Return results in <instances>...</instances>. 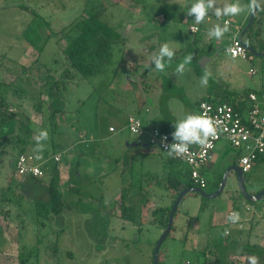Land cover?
Segmentation results:
<instances>
[{
    "label": "rangeland",
    "instance_id": "rangeland-1",
    "mask_svg": "<svg viewBox=\"0 0 264 264\" xmlns=\"http://www.w3.org/2000/svg\"><path fill=\"white\" fill-rule=\"evenodd\" d=\"M193 2L0 0V96L7 97L10 105L25 114L35 140L41 130L47 131L48 138L41 143L48 148L52 146V138L56 146L53 155L61 158L60 173L65 172L68 178L69 173H74L71 165L84 173L89 160L109 163L104 166L106 175L89 189L85 187L83 177L75 183L79 192H66L70 184L67 185L63 178L60 184L65 198L63 214L43 226L30 199L48 202L46 180L39 185L29 181L23 189L20 187L22 198L18 202L13 198L5 202L9 196L6 192L0 201V264H152L153 250L164 227L151 212L171 204L167 189L160 186L159 181L154 184L150 180L154 185L150 196L128 199L129 203L140 205L139 226L120 216H112V212L120 210V190L130 180L131 174L140 172L138 177L147 179L153 171L159 173L165 158L151 150L156 146H150L148 151L142 150L141 144L127 148L125 143L133 141L135 135L124 127L126 122L123 124L121 118L133 114L150 127L152 122L145 118L143 108L148 106V100H154L153 106L156 107L164 93L174 94L169 97L167 105L182 116L189 104L205 97L208 87L219 81L230 91H254L260 103L264 104V57L251 55L250 60H245L232 58L225 51L233 34H239L246 24L249 0H238L245 6V11L237 16L222 17L217 21L209 13L205 22L199 25L195 23L194 16L186 14ZM232 2L237 0H215L218 7ZM92 12H99L100 18L120 33L123 43L113 47L112 59L103 72L88 78L79 73L72 74L63 96L51 100L47 86L40 90L41 83L51 75L59 76L65 62L63 49L68 35L71 36L74 30L69 29L70 25L80 15ZM224 19L229 21L230 31L219 40L210 38L208 28L216 22L223 25ZM190 24L198 27L196 33L189 31ZM26 28L39 35L38 45L43 47L36 49L26 43L23 37ZM243 39H247V33ZM164 43L173 47L176 54L163 73H154L149 70L151 57L158 54V48ZM147 47L157 48L146 54L142 50ZM189 54L191 62L182 73H177L176 66ZM142 68L145 71H141ZM250 69H254L255 74L250 73ZM206 72L208 83L204 85L201 79ZM179 97L184 98L188 105ZM52 109L65 111L64 121L60 119L59 126L54 128L49 119ZM147 109L154 110L153 107ZM9 110L12 111L13 107ZM194 114H199L196 108ZM81 140L84 141V151L79 147L81 145L75 146L74 151H64L63 143ZM145 141L146 137L142 139ZM224 143L219 142L214 150L213 167L205 175L210 181L221 178L225 170L220 167L222 159L223 165L234 163L236 152L227 142ZM33 144L31 148H36L37 142ZM123 159L128 160L127 165ZM12 171L7 161V149L1 147L0 193L5 192ZM245 177L249 191L263 189L264 162L245 173ZM206 190L214 191L212 186ZM235 195H239V191L233 172L229 173L226 186L215 198L196 193L185 195L176 208L172 229L160 245L159 264H217L215 257L221 264H248L247 256L239 255L238 251L229 252L232 250L229 244L218 243L220 238H224L227 228L231 229L232 238L238 235L235 224L229 223L228 219ZM251 203H247L249 210L240 214L242 230L239 239L260 244L264 234V200L254 202L255 205ZM7 224L9 231L6 236L4 225ZM257 261L264 264V257L257 258Z\"/></svg>",
    "mask_w": 264,
    "mask_h": 264
},
{
    "label": "trees",
    "instance_id": "trees-1",
    "mask_svg": "<svg viewBox=\"0 0 264 264\" xmlns=\"http://www.w3.org/2000/svg\"><path fill=\"white\" fill-rule=\"evenodd\" d=\"M261 7L264 8V5H261ZM263 28L264 11H257L251 26L246 31L247 39L245 40V42L258 51H264V36H262ZM69 29L74 30L71 32V36L68 35L67 45L63 49L65 62L62 65V69L60 71L59 76L54 77V75H49L50 78L46 79L45 82L43 84L41 83L40 86V90L44 89L45 86H47L48 96L51 100L63 96L67 83L70 81V77L72 74L79 73L82 77L88 78L103 72L105 66L110 63L112 59L113 47L115 45H119V43L121 42L123 43V37L120 35V33H118L107 22L103 21L100 18L99 12H92L85 16L80 15L73 21ZM38 36V34H35V32L31 30L29 31L27 28L23 32V37L26 43L29 46L35 47L36 49L37 47H43V45H38ZM248 55L251 56L250 53H248ZM167 83H169V81H167ZM221 85H223V83L219 81L218 83L209 86L207 89L208 97H203L199 101L208 100L215 103H231L232 105L236 106L237 98L239 97L238 94L240 95V98L245 99L250 92H254L247 89H243V91L234 92L228 90L227 87ZM224 85L226 86L225 83ZM171 95L173 96L174 94L164 93L160 95L158 104L160 114L164 117H167L169 123L173 121V117L171 116L167 107V101L169 97H171ZM181 100L186 106L188 105L184 98H182ZM9 106L10 104L7 101V97H5L4 95L0 96V133L3 131L4 127L8 126L10 129L13 123H15L16 121L17 114L13 110L10 111ZM14 107L16 108V106ZM59 112H64V110L52 109V111L50 112L49 119L53 128L57 125L55 117ZM18 129L27 133L31 132L29 127L24 126L21 123H19ZM163 130L168 132L166 129ZM21 137L15 136L12 139L15 143L14 146H19L14 160V169L12 171V175L16 174L15 161L19 154L30 153L36 157V155L32 152L25 150V146L23 147L22 145L26 144L27 140L22 139ZM20 145L22 147H20ZM50 150L52 152H50ZM55 150V142H52V146L50 145L48 149L43 148L40 152V160L38 161H42V163L44 162L41 166V169L44 172V175L42 177L25 176L31 183H35L37 185L41 184L42 182H44V180H46V191L49 198L48 202L45 203L40 200H32L35 207V215L42 226L45 224V222L53 221V218L59 216L62 213L65 205L64 194L62 192V188H60V160H54V156L56 154H53L55 153ZM263 159L264 156L258 157L254 165L260 163V161H263ZM167 161L169 163H173L175 160L169 159ZM74 176V173L71 174L70 181L72 182V184L68 185V187L65 189L66 192H79V188L75 186L76 182L73 180ZM152 179L154 183H157L159 181L160 185L162 184V186L167 189L169 197L171 198L170 205L165 207H157L151 212L152 215L155 217V220L159 223V225L165 228L170 208L178 193L185 188L195 186L193 185L190 179L189 170L187 167H184L180 170L175 169L172 172L164 169L162 173L153 174L149 178V180ZM206 180L208 185L209 180L207 178ZM148 183L151 182L148 181ZM23 186L24 185L15 187L12 182V178L9 177L7 185L4 189L5 192L0 193V201L2 200V196H4L6 192H9V196L5 198V202H10L12 198L15 199L16 202H18L19 199L22 198V194L18 189H20V187H22L23 189ZM73 186H75L76 188H73ZM131 188L132 187L130 185L125 184L120 190L119 216L123 220L139 226L140 222H138L137 216L138 213L140 214L141 208L138 203H129L128 199L132 197ZM238 196L241 198L239 199ZM90 197L91 196H88V198ZM242 201H244V199L240 193L237 196H233L231 210L233 212L238 211L241 207ZM251 204L255 205L256 203ZM222 242L224 243V246L229 244L232 247V250H229V252L238 251L244 256H256L257 258L261 259L264 257V249L259 248L257 245L240 244L236 239H231L228 235H225L224 241H220L219 243L222 245ZM54 251H57V247L54 248ZM67 254L70 257L72 256L71 252H67ZM160 260L161 255L159 254L158 263H160ZM215 262L217 264H221V261L218 257H215Z\"/></svg>",
    "mask_w": 264,
    "mask_h": 264
},
{
    "label": "built area",
    "instance_id": "built-area-1",
    "mask_svg": "<svg viewBox=\"0 0 264 264\" xmlns=\"http://www.w3.org/2000/svg\"><path fill=\"white\" fill-rule=\"evenodd\" d=\"M227 23L229 22L227 21ZM189 30L191 33H195L198 27L190 26ZM237 35L235 33L232 36L226 51L233 58L251 59ZM255 72L254 69L250 70V73ZM197 111L199 114H206L213 119L217 127V135L214 138L210 137L206 146L190 145L189 151L179 156L167 154L166 146L172 142V137L162 128L147 129L141 119L133 114L127 116L124 127L135 135L134 140L139 145L145 143L148 146H156L166 158L174 159L185 165L189 170L193 185L201 189L207 185L206 177L203 174L204 167L211 159L219 141H225L234 148L236 162L243 173L249 172L256 159L264 156V108L255 92H250L245 99L238 97L236 106L231 103L202 100L197 105ZM163 136H167L165 143H161ZM144 137H146V141L142 142ZM54 160L59 161L60 156L55 155ZM43 163L30 153L19 154L15 161L16 175L19 177H42L44 175L41 169ZM243 205L249 209L245 202ZM232 213L231 211L230 215Z\"/></svg>",
    "mask_w": 264,
    "mask_h": 264
},
{
    "label": "crops",
    "instance_id": "crops-1",
    "mask_svg": "<svg viewBox=\"0 0 264 264\" xmlns=\"http://www.w3.org/2000/svg\"><path fill=\"white\" fill-rule=\"evenodd\" d=\"M262 5H264V4H262ZM249 15V14H248ZM248 18V17H247ZM225 21H228L227 19H224V21H223V23L225 22ZM246 21H247V19H246ZM245 21V22H246ZM229 22V21H228ZM193 25H195V24H190L189 25V27L190 26H193ZM228 25H229V23H228ZM189 27H188V29H189ZM190 31V30H189ZM196 33V32H195ZM235 34V33H234ZM233 34V35H234ZM243 41H244V39H243ZM228 45H229V42L226 44V48H225V51H226V49H227V47H228ZM156 48L157 47H147V49H143L142 51L144 52V53H146V54H148V53H151V52H153V51H155L156 50ZM152 50V51H151ZM158 51H159V48H158ZM227 52V51H226ZM251 55V54H250ZM233 58V57H232ZM250 60V59H249ZM251 70V69H250ZM144 71H145V69H144ZM253 74V73H252ZM255 74V73H254ZM154 87V86H153ZM200 95H202V94H200ZM203 96H205V97H208V93H207V91L205 92V95H203ZM202 96V97H203ZM212 96V95H211ZM238 96L240 97V95L238 94ZM199 100H201V98H199V99H196L195 101H193V103H191V105L189 104V106H188V109H187V111H186V113H183V115L181 116L180 114L178 115V114H176V113H174L173 111H172V109L170 108V106L169 105H167V107H168V110H169V112H170V114H171V116L173 117V121L171 122V123H169V120H168V118L167 117H164L163 115H161L160 114V111H159V106L157 105L156 107L155 106H153V104H154V100H151V101H147V107L148 108H152L153 107V109L154 110H150V109H147V107H144L143 109H141V110H143V113L145 114V118H148V122H152V124H151V126L150 127H148V126H146L144 123V126H145V128H147V129H150V128H153V127H157V128H162V129H166L169 133H171L172 131H174V128H173V123L174 122H176L177 120H180V119H183L187 114H194V109L196 108L197 109V105H198V101ZM158 104H159V100H158ZM10 107H13V111L15 110V113L17 114V117H16V121H15V123H13V125H12V127L9 129V127L7 126V127H4V129H3V131L0 133V148L1 147H5L6 149H7V161H8V163L11 165V167H12V169H14V160H15V157H16V152L18 151V148H19V146L18 145H16V146H14L15 145V143L13 142V137H15V136H19V137H21L22 139H25V140H27V142H26V144H24V145H22L23 147L25 146V150H27V151H29V152H32L33 154H35L36 155V157H37V155H39L40 156V152L38 153V152H36L35 151V149L36 148H31V145H34L33 143L34 142H36V140L32 137L33 135H34V132H33V130L31 129V127H30V121L28 120V118L25 116V114L23 113V112H20L19 111V109L16 107H14V106H12V105H10ZM262 107L264 108V104H262ZM191 108H193L192 110H191ZM141 110H139V111H141ZM138 111V112H139ZM137 112V113H138ZM139 115H140V112H139ZM64 116H65V111L64 112H59V113H57V115H56V117H55V120H56V123H57V126H59L58 124L60 123V119H61V121H64ZM128 116V115H127ZM127 116H123L122 118H121V121L123 122V124L126 122V119H127ZM138 117V116H137ZM48 118V117H47ZM19 123H21V124H23L24 126H27V127H29L30 128V130H31V132L30 133H27V132H24V131H21V130H19L18 129V126H19ZM47 124H49V122H48V119H47ZM81 138V137H80ZM50 141H51V138H50ZM6 142V143H5ZM83 140H81V141H77V142H75V143H73V142H70V143H63V146H64V151H69V150H73L74 151V148H75V146H77V145H81V146H79L81 149H82V144H83ZM131 142V141H130ZM219 142H222L223 144H226V143H224L225 141H219ZM218 142V143H219ZM51 143H52V141H51ZM217 143V144H218ZM85 144V143H84ZM216 144V145H217ZM125 145L127 146V148H133V147H137V146H131L130 144H129V142H126L125 143ZM142 145V150H144L145 151V149L147 150V149H150V146H148V145H146L145 143H143V144H141ZM21 145H20V147H22ZM139 146V145H138ZM9 147H10V149H9ZM43 148H45V149H48V148H46L45 147V145L43 146ZM87 148V147H86ZM215 148H216V146H215ZM152 151H156L157 153H160L159 152V150L156 148V149H151ZM215 150V149H214ZM82 151H84V149H82ZM86 151V150H85ZM148 151V150H147ZM236 152V151H235ZM78 153V152H77ZM160 154H162V153H160ZM236 154V153H235ZM163 155V154H162ZM214 156H215V153H214V151H213V155H212V157H211V159L208 161V163L205 165V167H204V176L206 175V173L208 172V171H210V169L213 167V159H214ZM164 158L166 159V161H165V159H164V162H163V167H161V170L159 171V173H162V171L165 169V170H167V171H170V172H172V171H174L175 169H177V170H180V169H182V168H184V167H186L185 165H183L182 163H180V162H178V161H174L173 163H169L167 160H169V159H167L165 156H164ZM37 160H40V159H37ZM124 160V162H125V165H127V163H128V160L127 159H123ZM234 162H236V158H235V160H234ZM262 162H264V159H263V161H260V163H262ZM67 163V162H66ZM106 162H96L94 159H92L91 161L89 160V161H87V165H86V167L84 168V173L80 170H78L77 169V167L75 166V165H71V166H73V169H74V181L75 182H77V180L78 179H82L83 177L85 178V181H86V183L84 184L85 185V187L86 188H90L92 185H94L95 183L97 184V182H96V180H99V179H101L103 176H105L106 174H105V169H106V167L104 168V166H107V165H109V163L107 164H105ZM237 163V162H236ZM64 164V163H63ZM221 164L222 165H220V167H222L223 168V170L225 169L226 170V168L227 167H229L231 164H233V163H228V164H226V165H223L224 164V159H222L221 160ZM259 164V163H258ZM65 165V164H64ZM257 164H255L252 168H254L255 166H256ZM70 166V165H69ZM129 167V166H128ZM59 168H61L62 169V167H61V163L59 164ZM251 168V169H252ZM107 170V169H106ZM224 170V171H225ZM138 173H140V172H138ZM138 173H136V172H134L133 174H131V177H130V180L127 182V183H125V184H128V185H130L132 188V192H131V195H132V197L133 196H150V191L152 190V188H153V184L151 183H148V181H150L149 180V178L150 177H148L147 179H145V178H142V179H140L139 177H138ZM155 173H157V171H153L152 172V174H155ZM217 173V172H216ZM224 173V172H223ZM223 175V174H222ZM70 176H71V174L69 173V178L67 177V174L64 172V173H60V184L62 183V180H63V178H65L66 180H67V182H66V184L68 185V184H72V182L70 181ZM9 177V176H8ZM206 177V176H205ZM11 178H12V182H13V184H14V186L15 187H18V186H20V185H26V183H28L29 182V180H28V178L27 177H19V176H17L16 174H13L12 176H11ZM69 180H68V179ZM221 178H222V176H221ZM220 178V179H221ZM91 179V180H90ZM208 179V178H207ZM18 180V181H17ZM209 180V179H208ZM152 181H153V179H152ZM219 181H221V180H219ZM209 183H212L210 186H212L213 187V190H216L217 189V187L219 186L218 185V181H215V180H213V181H210L209 180ZM125 184H123V185H125ZM154 184H156V183H154ZM101 186V188H102V185H100ZM160 186H162V184L160 185ZM62 187V186H61ZM100 188V187H99ZM46 193H47V191H46ZM187 195V194H186ZM118 196H119V194H118ZM116 198H117V196H116ZM115 198V199H116ZM32 200H34V199H30V201L32 202ZM49 200V198L47 199V201ZM145 201V199H143L142 200V202H144ZM30 202V203H31ZM243 202L244 201H242L241 202V207H240V209L238 210V211H236L237 213H239V215L240 214H242L243 213V211L245 210V211H248L249 209H246V207L243 205ZM33 203V202H32ZM45 203H47V202H45ZM246 204L248 203V202H245ZM243 205V206H242ZM65 206V205H64ZM247 206V205H246ZM118 208H116L115 210H117ZM63 211H64V208H63ZM63 211H62V213H61V215L63 214ZM113 211H114V209H113ZM230 211H232L231 209L228 211L229 212V215H230ZM142 212H143V208H142ZM233 212V211H232ZM119 210H117V211H114V213L112 212V216H119ZM226 222H227V220H226ZM229 223H231L230 221H229ZM226 224V223H225ZM9 224H7V225H4V229H5V235L7 236V231H9V226H8ZM235 228H236V231H237V233H238V235H234V238H232V232H231V229L230 228H227V229H225V232H224V235H228L231 239H236L237 241H238V243H240V244H246V245H257L259 248H261V249H264V244H263V242H264V234H263V236H262V238H261V241H260V244H250V243H248V242H246L245 240H243V241H241L240 239H239V235H240V232H241V230H242V228H241V223L239 222V221H237L236 223H235ZM227 232V233H226ZM191 233V232H190ZM262 233H264V232H262ZM191 235H192V237H193V240H194V235H193V233H191ZM220 240L221 241H224V238L222 239V238H220ZM220 241H218V243H219ZM239 255H242L241 253L239 254ZM229 257V256H228Z\"/></svg>",
    "mask_w": 264,
    "mask_h": 264
},
{
    "label": "clouds",
    "instance_id": "clouds-1",
    "mask_svg": "<svg viewBox=\"0 0 264 264\" xmlns=\"http://www.w3.org/2000/svg\"><path fill=\"white\" fill-rule=\"evenodd\" d=\"M262 4H264V0H249V3L246 5V10L249 14H255L257 11H264V8L261 7ZM244 11L245 6H242L238 0L237 2L225 3L223 7L216 6L215 0H194L191 6L188 7L186 14L188 16H194L195 23L199 25L205 22L209 13H212V15L217 18V21H219L222 17H234ZM229 31L230 29L227 21H225L223 25L216 22L208 28L207 35L210 38L219 40ZM175 54V49L170 47L168 43L162 44L158 54L151 57L149 70L154 73H163L172 62ZM191 60L192 56L190 54L185 56L182 62L176 66L175 71L177 73H182L185 70V66L188 65ZM140 70L143 71L144 69L142 68ZM207 75L208 73L206 72L201 79V83L204 85L208 83ZM173 128L174 131L170 133L172 142L166 146V151L169 156H179L187 153L190 145L206 146L209 142V138H214L217 135L215 122L206 114H187L183 119L174 122ZM47 138V131L41 130L36 137V152L39 153L42 151L43 144L41 142L46 141ZM166 141L167 136L161 137V143H165ZM36 159H40V156L37 155ZM244 202L247 201L244 200ZM228 219L231 223L235 224L240 220V215L237 212H233ZM248 264H258L257 257L249 256Z\"/></svg>",
    "mask_w": 264,
    "mask_h": 264
},
{
    "label": "water",
    "instance_id": "water-1",
    "mask_svg": "<svg viewBox=\"0 0 264 264\" xmlns=\"http://www.w3.org/2000/svg\"><path fill=\"white\" fill-rule=\"evenodd\" d=\"M255 15H256V13L248 15L246 24L242 28L240 33L237 35V37L242 42V45L248 51V53H250L251 55H254V56L264 57V51H258L256 49H254L253 47H251L250 45H248L245 41H243V36L246 33V31L248 30V28L251 26ZM129 144L131 146H138V143L135 140L129 142ZM230 172L234 173V176L236 177L237 189L245 201L254 203V202L264 200V188L255 194L249 193L245 188V174L242 172V170L239 166L234 165V164H232L226 168V170L224 171V173L222 175L219 186L213 192H208L206 189H201V188H197V187H189V188H185V189L181 190L178 193V195L176 196L174 202L172 203V206H171L170 211H169L166 226H165L160 238L158 239V241L154 247L153 256H152L153 264H159L158 263V256H159L160 245L171 230V227L173 224V219H174V212L176 211V208H177L178 204L182 201L183 197L188 193H196L198 195H201V196L209 198V199L217 197L223 191L224 187L226 186L227 178H228V175Z\"/></svg>",
    "mask_w": 264,
    "mask_h": 264
},
{
    "label": "flooded vegetation",
    "instance_id": "flooded-vegetation-1",
    "mask_svg": "<svg viewBox=\"0 0 264 264\" xmlns=\"http://www.w3.org/2000/svg\"><path fill=\"white\" fill-rule=\"evenodd\" d=\"M234 165H237V166H239L236 162H234L233 163ZM221 180V179H220ZM234 181H235V184H236V177L234 176ZM247 182V178L245 177V183ZM212 183H209L208 185H206V187L205 188H207L208 186H210ZM220 184V182L218 183V185ZM248 186H250V183H249V180H248ZM236 186H237V184H236ZM245 188H246V190L249 192V193H252V194H255V193H257L258 191H260L261 189H257V190H254V191H249L248 189H247V187H246V185H245Z\"/></svg>",
    "mask_w": 264,
    "mask_h": 264
}]
</instances>
